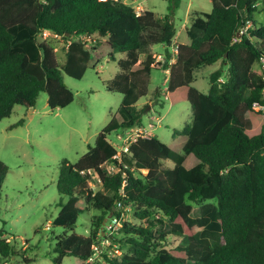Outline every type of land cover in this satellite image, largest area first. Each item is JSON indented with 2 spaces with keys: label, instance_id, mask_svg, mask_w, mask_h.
<instances>
[{
  "label": "trees",
  "instance_id": "16d2710c",
  "mask_svg": "<svg viewBox=\"0 0 264 264\" xmlns=\"http://www.w3.org/2000/svg\"><path fill=\"white\" fill-rule=\"evenodd\" d=\"M260 2L212 0L211 12L178 30L172 14L146 9L137 15L122 0H0V120L16 105L34 108L41 92L50 108L68 106L74 94L63 73L81 79L105 45L113 60L116 53L125 55L106 83L123 95L118 114L77 161L60 163L62 197L52 223L63 232L55 237V264L66 256L86 261L105 249L111 264H264V113L254 106L264 99ZM247 20L253 26L239 35ZM43 30L68 41L62 66L53 45L40 39ZM155 42L177 46L175 61L169 62L168 50L161 62L169 69L165 96L171 104L188 101L193 118L175 129L172 143L141 137L119 162L108 135L143 126L146 107L137 102L148 95L152 71L161 64L152 53L143 60L141 54ZM219 61L209 74L208 92L194 86L197 72ZM8 172L0 159V196ZM190 201L201 205L199 215H193ZM92 209L98 213L90 218L89 234L77 233L79 215ZM129 210L135 221L125 219ZM110 214L122 223L108 234ZM107 237L125 245L121 254L108 255L112 246L102 244ZM100 245L102 251L96 249ZM13 254L10 241L1 237L0 262L10 263Z\"/></svg>",
  "mask_w": 264,
  "mask_h": 264
},
{
  "label": "rangeland",
  "instance_id": "374dc122",
  "mask_svg": "<svg viewBox=\"0 0 264 264\" xmlns=\"http://www.w3.org/2000/svg\"><path fill=\"white\" fill-rule=\"evenodd\" d=\"M122 1L134 8L142 5L141 12L148 9L160 16L172 14L178 30L188 28L197 16L211 12L213 7L212 0H180L178 5L175 0ZM258 8L256 21L260 25L264 23V3L260 2ZM49 34H39V37L53 45L62 66L66 61L68 41ZM172 48L156 42L144 45L142 60L149 52L156 57ZM111 51L107 45L99 49V62L93 64L92 58L81 79L63 73L65 83L74 94V100L68 106L50 108L47 93L41 92L34 108L16 105L11 116L0 120V159L9 166L0 196V238H7L14 249L11 261L7 264H55V237L63 232L61 226L52 223L60 212L62 196L57 190L60 163L65 158L75 162L87 152L111 117L118 114L122 101L121 93L106 88V83L120 70L118 60L125 56L116 53V59L113 60ZM160 64L152 71L148 95L137 104L140 108L146 107L143 126L152 135L170 144L175 129L181 130L192 121L193 110L188 101L171 104L166 98L164 89L168 86L169 73ZM220 64L221 61L201 68L196 74L194 86L208 92L209 74ZM156 89L160 91L158 95L155 94ZM21 120L23 124L15 126ZM118 132L108 135V140L116 147L122 144L117 138ZM170 163L173 166V162ZM107 166L110 171L115 170V165ZM99 184L97 180L95 186ZM190 203L193 215H199L201 205L192 201ZM97 213L94 209L81 213L75 231L89 234L90 218ZM125 219L135 221L132 210H129ZM115 245L119 246L117 250L125 247L119 242H115ZM104 251L106 249L101 254L98 252L92 262L66 256L63 264H111L106 260ZM120 253L115 252L117 255Z\"/></svg>",
  "mask_w": 264,
  "mask_h": 264
},
{
  "label": "built area",
  "instance_id": "2783aa9c",
  "mask_svg": "<svg viewBox=\"0 0 264 264\" xmlns=\"http://www.w3.org/2000/svg\"><path fill=\"white\" fill-rule=\"evenodd\" d=\"M135 9H136L137 15H140L141 11L143 10V7H142V5H137L135 7ZM252 26H253L252 21L247 20L246 24L241 28V30L239 32V35L246 34L248 32V29L250 27H252ZM48 33L52 34L54 37H57V38L61 37L59 34L54 33V32H52L50 30H43L40 33V35L46 36V35H48ZM44 38H47V37H44ZM82 38L85 39V40H89L90 39V38L88 39V37H86V35H82ZM177 50H178L177 46H173V48H172L173 57L169 61L170 63H173L175 61ZM165 57L166 56H163L161 54L157 55L155 57L156 58V62L155 63L156 64L157 63H161ZM258 65H259V69L262 72V83H263V93H264V56H262L260 58ZM254 106L259 108L260 110H262V112L264 113V99H263L262 103L261 102H255ZM150 136H152V132L150 130H148L147 128H145L144 126H136V127H132V128L123 130V131H119L118 134H117V138L121 141L122 144H121V146L117 147L118 148V153L114 156V159L118 160L119 162H122V154L129 152V148H130L131 143L137 141L141 137L142 138H148ZM111 164L115 165V170L114 171H116V169H117L116 168L117 167L116 164L115 163H111ZM114 171H110V172H114ZM119 205H120V203H119ZM121 223H122V220L117 218V217L116 218L115 217L109 218L108 221L105 224L106 232L108 234H111V233L115 232L121 226ZM106 232H104V233H106ZM102 244L104 245V247H109V246L112 245V248L108 250V255L109 256L114 257V256H117V254H115V252H118V253L121 252L120 250H117L118 247L115 245V243L113 244L111 239L108 238V237L103 241ZM103 245H100V247H103ZM96 249L100 250L99 247H97ZM98 252L99 251H97L95 254H93L86 261L87 262L94 261L96 259L95 255ZM99 254H101V252H99Z\"/></svg>",
  "mask_w": 264,
  "mask_h": 264
},
{
  "label": "crops",
  "instance_id": "0c3cea01",
  "mask_svg": "<svg viewBox=\"0 0 264 264\" xmlns=\"http://www.w3.org/2000/svg\"><path fill=\"white\" fill-rule=\"evenodd\" d=\"M165 46V45H164ZM168 51V50H167ZM167 51H165L166 53L165 54H162L163 56H166V54H167ZM170 51H172V49L170 50ZM149 53H151V52H149ZM141 60H142V56H141ZM165 71H167L168 73H169V69H165ZM164 90H166V88L164 89ZM152 121H153V119H152ZM104 247H100L99 246V249L101 250V249H103Z\"/></svg>",
  "mask_w": 264,
  "mask_h": 264
},
{
  "label": "water",
  "instance_id": "95a60500",
  "mask_svg": "<svg viewBox=\"0 0 264 264\" xmlns=\"http://www.w3.org/2000/svg\"><path fill=\"white\" fill-rule=\"evenodd\" d=\"M148 109H149V108H148ZM146 111H147V110H146ZM146 111H145V112H146ZM151 121H152V119H151ZM111 217H112V214H110L109 217H107V218L105 219V223H106V222L108 221V219L111 218Z\"/></svg>",
  "mask_w": 264,
  "mask_h": 264
}]
</instances>
